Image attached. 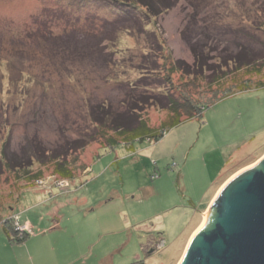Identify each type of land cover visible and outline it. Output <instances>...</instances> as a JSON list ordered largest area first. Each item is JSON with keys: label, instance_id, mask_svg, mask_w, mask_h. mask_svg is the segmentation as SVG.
Returning a JSON list of instances; mask_svg holds the SVG:
<instances>
[{"label": "rangeland", "instance_id": "rangeland-1", "mask_svg": "<svg viewBox=\"0 0 264 264\" xmlns=\"http://www.w3.org/2000/svg\"><path fill=\"white\" fill-rule=\"evenodd\" d=\"M155 1L160 14L148 19L130 2L0 0V264H181L224 186L264 158V89L226 98L131 151L98 137L92 111H124L142 76L148 95L166 90L165 56L194 64L182 37L189 24L193 38L203 24L237 30L264 5L179 0L166 10ZM232 35L213 43L218 52H235ZM143 114L152 126L168 118L156 107ZM96 134L68 152L72 181L39 159ZM31 159L25 169L42 171V183L18 165ZM5 229L30 237L10 243Z\"/></svg>", "mask_w": 264, "mask_h": 264}, {"label": "trees", "instance_id": "trees-1", "mask_svg": "<svg viewBox=\"0 0 264 264\" xmlns=\"http://www.w3.org/2000/svg\"><path fill=\"white\" fill-rule=\"evenodd\" d=\"M114 1L118 4L130 2L129 6L132 10L145 14L148 19H153L160 14V11H157L158 2L155 0ZM158 1L166 10L173 8L179 2V0ZM262 7V10L256 14L255 20L250 21L248 18L242 20V27L240 26L237 30H231L234 27H227L223 23L221 25L219 23L203 24L198 27L197 34L193 38L192 35L195 32L193 23L189 24L183 31L182 37L191 51L194 64L189 66L181 61L174 62L171 57L165 56L164 60L170 61L169 65L164 66L162 72L166 90L148 95L152 84L143 80L142 76L130 85L133 93L122 103L125 107L124 111H114L112 106L104 107L106 109L103 110L99 109V112L92 111L95 125L101 128V132L97 133L98 137L111 148L125 147L131 151L135 144L157 143L168 132L184 122L202 119L207 109L226 98L264 89V5ZM146 9L150 10V13ZM230 33H233L231 37H235L234 40L237 42L234 41L235 52L230 51L229 45V51L226 47L225 51L218 52L213 43L230 42L226 38L227 35L230 36ZM179 74L181 77L176 80L175 77ZM150 107L159 108L167 113V120L160 126H152L143 117V113ZM109 132L113 135L111 136ZM97 134L90 140L80 137L81 139L66 143L62 150L56 152V157H49L52 153L44 152L43 154L49 157L47 161L43 159L42 154L39 159L42 158L43 165L54 167L55 174L61 179L72 181L74 167L66 159L68 152L73 148L78 149L79 146L84 149L86 145L98 138ZM39 150L41 151L40 147ZM60 151L64 153L61 155ZM31 161L32 159L26 161L27 165L22 163L18 165L24 168L23 174L29 183H42L44 181L42 171L33 173L30 168L25 169L30 167ZM13 163H16L15 159ZM5 167L10 169V163H5ZM3 232L10 243H23L30 237L26 235L24 238H14L6 229Z\"/></svg>", "mask_w": 264, "mask_h": 264}, {"label": "water", "instance_id": "water-1", "mask_svg": "<svg viewBox=\"0 0 264 264\" xmlns=\"http://www.w3.org/2000/svg\"><path fill=\"white\" fill-rule=\"evenodd\" d=\"M181 264H264V158L222 189Z\"/></svg>", "mask_w": 264, "mask_h": 264}, {"label": "bare ground", "instance_id": "bare-ground-1", "mask_svg": "<svg viewBox=\"0 0 264 264\" xmlns=\"http://www.w3.org/2000/svg\"><path fill=\"white\" fill-rule=\"evenodd\" d=\"M205 223H206V216H205V222H204L202 228L204 227ZM199 231H200V230H199ZM199 231H198V232H199ZM198 232H197V233H198ZM197 233H196V234H197ZM196 234H195V235H196Z\"/></svg>", "mask_w": 264, "mask_h": 264}, {"label": "crops", "instance_id": "crops-1", "mask_svg": "<svg viewBox=\"0 0 264 264\" xmlns=\"http://www.w3.org/2000/svg\"><path fill=\"white\" fill-rule=\"evenodd\" d=\"M29 225V224H28ZM30 226V225H29Z\"/></svg>", "mask_w": 264, "mask_h": 264}]
</instances>
